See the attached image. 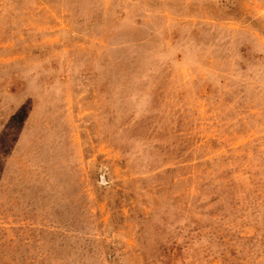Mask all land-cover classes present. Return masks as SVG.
Listing matches in <instances>:
<instances>
[{"label":"rangeland","instance_id":"1","mask_svg":"<svg viewBox=\"0 0 264 264\" xmlns=\"http://www.w3.org/2000/svg\"><path fill=\"white\" fill-rule=\"evenodd\" d=\"M0 264H264V0H0Z\"/></svg>","mask_w":264,"mask_h":264}]
</instances>
